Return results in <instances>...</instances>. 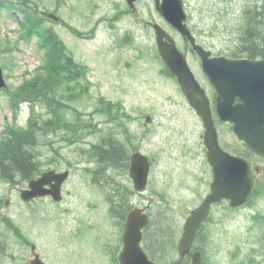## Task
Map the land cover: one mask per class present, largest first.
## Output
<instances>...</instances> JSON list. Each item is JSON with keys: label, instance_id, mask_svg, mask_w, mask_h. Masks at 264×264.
<instances>
[{"label": "rangeland", "instance_id": "1", "mask_svg": "<svg viewBox=\"0 0 264 264\" xmlns=\"http://www.w3.org/2000/svg\"><path fill=\"white\" fill-rule=\"evenodd\" d=\"M206 1L216 12L214 21L216 36L209 38V41L215 42L217 46H222L224 39L229 37L228 27H225L223 23L226 21L225 12L221 9L219 0ZM112 2L122 4L121 0H66V4L59 7L58 14L78 30L86 31L97 18L107 19L112 14ZM236 2L241 3V0H236ZM46 6L51 9L54 5L48 2ZM77 7L78 9H76ZM137 8L142 18L158 20L152 0H140ZM75 12L82 15H76ZM17 18L20 16H11L0 10V36L7 35L12 41L18 39ZM47 25L53 27L60 38L62 33L65 34L68 51L75 61L84 64L89 70L88 78L91 84L88 94L90 98L82 100L80 105H76L78 102H74L75 106L84 113L85 118L89 116L96 98L104 96L106 99L120 100L130 113L136 115L142 114L145 110H154L156 114H161L165 107L170 110L176 109V117L170 120V125L183 121L190 130V116L186 113L185 104H180L176 108L173 101L168 99L167 95L174 97L173 85L170 82L161 81L157 74V70L160 69L159 62L153 61L148 56V51L152 52L153 49L152 35L148 29L140 33L141 25L135 26L136 35L139 36L138 40L140 41L141 38L140 43L145 46V55L139 59L134 55L135 47L139 46L138 42H135V47H128L121 51L112 50L109 41L111 35L115 36V34L103 21L99 23L97 21L94 38L82 40L73 35L69 36L59 26L49 23ZM122 25L121 21L117 22L115 33L118 36H121L127 28ZM36 46L35 37L29 42L19 41L17 50L12 53V63H10L9 69L4 71L8 75L7 83L9 85H18L22 81V73L25 70L32 72L40 63ZM0 60L4 61V58L0 56ZM197 76H201V74L197 73ZM37 112L43 113L44 109L38 107ZM28 114L29 109L23 107L17 123L24 125ZM66 115L68 118L72 116L70 112H67ZM10 116L11 111L7 105L6 95L0 93V131L3 129L5 119H10ZM155 117V125L158 123L168 125L167 120L159 122L162 119ZM92 118L94 122L99 123L102 131L108 129V125L100 117L94 115ZM162 128L160 131L158 128L157 130L161 133ZM130 129L139 131L140 125L131 123ZM164 131L165 129L162 132ZM99 134L89 135L80 145L86 147L89 143L95 142ZM44 141L45 139L40 137L38 142V148L42 151L41 158H44V155L48 153ZM55 142L61 147L60 157L56 158V161L51 165L64 168V162L72 160L74 169V173L65 185L62 202L54 205L43 199L38 203L26 204L19 199L18 195L19 189L24 188L26 183L10 187L0 181V194L3 201L8 198L7 206L1 205L0 214L9 216L20 228L24 237L36 245L46 264L101 263L103 258L100 255V249L104 248L105 243L115 241L117 228L111 226L110 217L106 212L107 204L102 192L89 183L88 175L80 167H76L79 162L77 160L83 163L75 149V146L79 145L67 146L57 139ZM157 144L155 133L147 141H144L141 147L143 151L154 155L156 154L154 147ZM198 161L200 160L198 159ZM166 166L175 170L169 161ZM154 176H156L158 185L166 184L168 191L166 194L168 203L162 208L151 209L154 221L162 222L163 226L166 223L172 225L175 236L179 237L184 217L190 208V191L182 186H176L174 181L164 180L156 171ZM260 181L264 183V177ZM187 182L190 183L189 180ZM141 200L142 198L135 197L133 203H139ZM258 214H264V194L256 198L249 206L235 210H228L224 206L214 209L213 227L207 247V258L211 264H264V256H261L259 252L260 242H263V231L253 218ZM73 218H77V221L72 225L70 219ZM79 222L83 224V232L80 237H77L74 233V226H77ZM0 232H3L0 234V240L6 247L5 256L0 255V264H22L21 259L27 256L29 248L17 244L16 238L9 230L2 227ZM161 246H167L165 252L168 249L170 251L167 244L164 243ZM15 256L20 257L16 259Z\"/></svg>", "mask_w": 264, "mask_h": 264}, {"label": "water", "instance_id": "2", "mask_svg": "<svg viewBox=\"0 0 264 264\" xmlns=\"http://www.w3.org/2000/svg\"><path fill=\"white\" fill-rule=\"evenodd\" d=\"M218 61L219 62L214 65L210 76H238L244 67V63L241 61L223 59H219ZM175 71L178 76H187L184 72L179 71V69ZM1 85L2 83L0 77V86ZM190 103L196 108L197 113L203 116L205 126L208 129L206 135L210 140L215 141L214 131L211 127L206 105L202 101L191 97ZM218 110L222 119H230L234 122V129L247 143L249 149L264 160V137L260 136L257 138V134L254 131L255 127L254 130H250V127L240 126L241 123L246 122V117L241 115L244 113H241L238 109H230L226 105H221ZM211 149V154H218V162L221 167L216 165L215 171H217L218 175L215 177V186L212 187V193L205 198L200 207L192 212L191 216L185 223L182 239L179 243V252L181 256L188 250L200 222L206 218L210 203L219 201L221 198H225L229 200V204L231 206L240 205L247 200L254 187L255 178L249 172V168L246 163L231 158L227 164L222 165L224 156L219 153L216 145L211 147ZM146 171L147 166L145 159L139 154L133 155L131 157V168L129 174L133 180L136 191L143 190L146 179ZM49 175L50 174H43V176L37 181H31L29 183L31 190L21 192V197L28 200L32 197L46 194L47 192L42 190V186L44 179L49 177ZM146 222V217L140 215L139 210H134L129 213L124 234V251L120 255V261L122 264H152L146 259L145 255L138 246L140 228L144 226ZM196 262L197 260L194 258L193 263L196 264Z\"/></svg>", "mask_w": 264, "mask_h": 264}, {"label": "trees", "instance_id": "3", "mask_svg": "<svg viewBox=\"0 0 264 264\" xmlns=\"http://www.w3.org/2000/svg\"><path fill=\"white\" fill-rule=\"evenodd\" d=\"M253 8L264 10V3L259 6H253ZM249 17L250 14L247 11L245 13L244 20H246L247 26L249 28H252L253 30H255L257 27L259 28V30L256 32L257 37L251 38L246 36V38H242V32L240 31L239 41L241 44H251V46L254 47H257L259 42L262 41V47H264V35L261 34V30L264 28V23L259 22L256 16ZM244 33L245 32L243 31V34ZM49 99L50 98L46 99V102L43 103L46 104ZM52 110L54 115L52 120L43 121L40 124L36 123L35 121H31L29 128H27L25 131L14 128L10 129L8 130V134H6L5 138L0 140V176L3 179L8 180L9 182H14L16 180L14 176H18V181H23L30 179L33 174L39 172V167L33 160L34 155L33 152L30 151V148L37 140V132L45 133L47 130L51 129L52 126H55L63 121L58 110L56 108ZM102 145L103 146L101 147H97V153L106 155L109 151H112L107 147L108 142H104ZM122 152V149L116 144L113 153L115 157L119 159L118 162L120 163L121 169L123 170L126 167L127 158L124 156H119ZM261 191L262 187L257 186L254 195L262 194ZM259 218L264 222L263 215H260Z\"/></svg>", "mask_w": 264, "mask_h": 264}, {"label": "flooded vegetation", "instance_id": "4", "mask_svg": "<svg viewBox=\"0 0 264 264\" xmlns=\"http://www.w3.org/2000/svg\"><path fill=\"white\" fill-rule=\"evenodd\" d=\"M204 85L206 87L208 97L210 98V105H211V107H213L212 94H211V91L209 89L210 85H209L207 79H206ZM217 122L218 121L215 120V124L217 125L216 128H218ZM217 132H218L219 144L224 150L228 151L232 155L242 156V157L248 158V154L245 153V149H244L242 143L237 141L236 138L231 133H230L231 137H228V136H224L221 132L219 133V129L217 130ZM242 152L245 153V155H242Z\"/></svg>", "mask_w": 264, "mask_h": 264}]
</instances>
